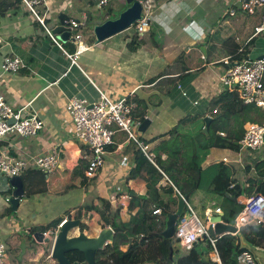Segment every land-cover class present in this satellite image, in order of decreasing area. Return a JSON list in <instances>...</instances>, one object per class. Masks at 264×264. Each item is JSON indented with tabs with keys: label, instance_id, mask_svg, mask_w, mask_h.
Returning a JSON list of instances; mask_svg holds the SVG:
<instances>
[{
	"label": "crops",
	"instance_id": "obj_1",
	"mask_svg": "<svg viewBox=\"0 0 264 264\" xmlns=\"http://www.w3.org/2000/svg\"><path fill=\"white\" fill-rule=\"evenodd\" d=\"M0 3L3 8L9 6L0 14V66L7 55L19 57L25 66L17 73L0 72V94L13 111L20 110L22 116L36 115L44 125L36 136L12 135L0 147L1 151L29 163L21 174L25 190L16 211L9 204L13 191L11 178L0 173V238L3 243L10 238L16 246L15 260L6 258L4 264H51L50 248L43 251L44 246L34 241L32 233H47L50 237V231L45 230L48 223L59 217L74 219L79 207L91 202L96 205L97 197L110 200L113 207L116 204L112 197L119 193L157 196L165 209H174L175 200L178 203L174 186L169 185L158 170L160 175H157L148 160L142 164L140 175L129 179L141 151L127 141L125 133L115 128L112 145L115 148L107 152L97 176L87 180L83 176L84 150L74 134V123L67 111L68 99L75 97L91 103L102 92L117 102L131 95L136 115L148 117L151 122L137 137L149 146L154 160L160 157L162 161L167 159L163 149L170 136L166 134L178 124L180 138L184 134L195 135L199 144L207 146L216 135L239 141L247 125L264 122V109L243 104L236 112H229L226 127L215 129L213 137L208 132L214 119L207 133L202 132L203 125L200 132L192 126L197 118L217 116L220 106L227 108V103L219 104L213 113L210 105L213 99L233 91L222 84V77L231 66L264 56V42L259 44V39L264 40V37L254 34L258 14L243 13L238 0H149V27L139 33L142 45L134 52L126 47L132 30L95 44L93 26L106 20L107 12L92 20L90 4L86 1L49 0L45 24L50 30L58 25L60 11L65 14L71 9L72 18L81 23L85 19L83 12L90 13L91 23L86 31H81L82 24L78 29L80 41L83 38L87 47L77 56L76 65L50 41L44 28L25 8L20 5L10 8L12 0H0ZM67 4L70 5L64 7ZM116 6L118 10H110V13L119 14L127 7L121 2ZM38 13L43 15V7H38ZM70 43L76 45L70 40L61 46L74 54L77 48L74 51ZM179 96L189 103L192 101L196 109L187 113L186 103ZM200 103L205 105L202 110L197 109ZM237 114L242 116L239 121L234 120ZM175 147L180 149L179 145ZM262 148L258 152L264 151ZM228 153L235 154L229 150L209 149L203 166L221 162L223 157L230 158L231 165L234 162ZM44 154L58 157V163L50 172L32 164L36 157ZM261 156L262 160L255 165L245 162L244 180H240L244 190L256 185L257 178H264V154ZM246 161L249 162L248 158ZM236 176L238 179L237 173ZM69 186L73 188H67ZM253 194L243 192L236 200L242 206L246 197ZM128 203L123 205V210L126 211ZM81 215V224H85L84 218L90 215L95 223L99 219L94 212L82 210ZM34 245L36 250L32 248ZM24 249L28 250L22 254ZM21 256H24L23 261H18ZM39 258L42 259L36 262Z\"/></svg>",
	"mask_w": 264,
	"mask_h": 264
},
{
	"label": "built area",
	"instance_id": "obj_2",
	"mask_svg": "<svg viewBox=\"0 0 264 264\" xmlns=\"http://www.w3.org/2000/svg\"><path fill=\"white\" fill-rule=\"evenodd\" d=\"M17 1L44 28L50 41L68 57L70 63L76 65L77 56L82 52L83 47V43L80 41L81 36L78 33L80 25L71 21L70 28L75 33L69 40L72 39L77 44V51L74 54H69L63 49L61 43L56 40L51 34V30L45 24L46 14L49 10V0ZM238 3L240 10L246 15L252 16L258 14L259 23L255 27L254 34L264 37V0H238ZM107 4L108 0H99L98 2L99 7H104ZM39 6L43 7V15L38 13ZM150 8L149 0H147L143 4L142 19L135 24L138 33L145 32L149 27ZM23 68H25L24 63L19 57L7 55L2 58L0 72L6 75L8 73H17ZM222 84L227 88H236L239 98L244 105H252L264 109V56L258 59L248 58L241 63L234 64L223 75ZM183 95L185 96L184 93ZM67 111L74 123L75 137L83 146L84 153L82 158L86 162L84 177L87 180L94 179L101 170L107 154L106 148L114 144L113 135L118 130L126 134L127 141L133 142L152 166L162 173L166 182L172 186V183L154 162L153 156L149 151V146L139 140L133 132V129L137 132L142 121L136 115V105L131 95L113 102L104 93L99 92L98 99L91 103L72 97L68 99ZM213 113H216V111H213ZM10 119H13L14 122H8ZM144 119L149 118L144 117ZM43 126L42 120L36 115L23 117L20 110L13 111L0 94V147L2 142L9 136L33 137L42 130ZM238 144L240 150L257 151L261 149L264 146V122L247 125ZM221 162L228 164L230 161L226 157H223ZM57 163L58 157L55 154L38 156L32 162V164L44 172H50ZM28 165V161L0 150V173L4 176L8 178L20 177ZM175 192L178 198L184 201V208L176 220L178 225L177 227L175 226L173 235L181 251L190 250L194 244L198 243L206 235L212 251L210 259L217 264H222L216 246L218 238L213 239L207 234L210 218L213 215L221 214V210L219 208L215 210L206 209L204 211L205 223H203L199 220L186 198L176 188ZM112 198L114 204H120L122 208L130 199L128 194H123L119 197L114 195ZM6 200L8 201V199ZM118 200L119 202H117ZM161 213V209L153 211V215L156 216H160ZM233 225L237 227L238 231L250 225L264 226V197L259 193L246 197L242 202V209ZM44 234L46 237H49L47 233ZM137 238L142 239L143 235ZM131 242L132 238L126 239L127 245ZM120 250L123 251L121 248ZM5 253L6 246L0 238V264H4L5 262ZM235 264L258 263L249 251L242 250L236 255Z\"/></svg>",
	"mask_w": 264,
	"mask_h": 264
},
{
	"label": "trees",
	"instance_id": "obj_3",
	"mask_svg": "<svg viewBox=\"0 0 264 264\" xmlns=\"http://www.w3.org/2000/svg\"><path fill=\"white\" fill-rule=\"evenodd\" d=\"M19 5L20 3L17 0H12L10 8ZM7 9H9V6L3 8L0 3L1 15ZM110 12V10L107 11L108 14L105 16L106 20L117 18L118 14ZM103 22L99 23L101 24ZM90 23L91 20L88 24H84L83 26L87 27ZM128 30H132V35H130V41L126 47L131 52H134L142 45L140 39V34L142 33H138L135 25ZM222 103H227V108L232 113L236 112L237 109L243 106L236 88L230 93L213 99L210 105L211 111L215 110V107ZM137 117L142 122L144 121L143 115ZM180 128V124H178L166 134L170 136L163 149L167 154V159L162 161L160 157H156L154 162L156 161L155 163L164 172L166 178L179 191V193L186 198L193 210L194 206L197 205L202 210V215H204V211L209 207H211L210 209L212 210L219 208L221 210V214H219L221 220L226 224L233 225L242 206L238 202H233L231 198L234 197L237 199V197L243 192L245 195L259 193L264 197V178H257L256 185H249L248 188L244 190V185H242L243 182L237 179L234 167H232L230 163L224 164L218 162L204 167L203 162L209 149L216 148L238 153L240 151L238 141L216 135L207 146H203L196 141L194 138L195 135L184 134L180 138ZM200 131L201 129H198V132ZM175 145H179L180 149H177ZM114 148V146H109L106 150L107 152L113 151ZM139 154L138 165L133 171H131L129 179L139 176L142 164L147 161L142 153ZM178 154L183 160L178 159ZM82 164L84 166V163ZM85 168L86 167H84V169ZM154 171L157 175H160L156 169ZM20 177L23 179L21 175ZM67 188L71 189L73 186ZM199 193H201L202 196H200ZM127 194L129 195V193ZM117 196H121V193L117 194ZM129 197V203L126 207L129 218L126 222L122 221L120 216L122 207L120 205L113 207L110 200L101 197L96 198V205L91 202L79 207L74 216V219L81 220L82 210H84L85 213L94 212L100 217V220L106 224L105 226H102V228L108 226L114 230L115 240L113 243V250L108 251L109 254L112 253L114 264H124L123 260H125L126 264H217L208 257L207 253L198 252L196 248L197 243L190 250L181 251V249L177 250L173 248L172 238L163 239L161 237V232L165 228L167 215L175 213L176 211V200L173 203L174 209H165L164 206L158 202L157 196L149 198L145 196L129 195ZM155 209H163L160 216L153 215ZM134 210H136V212L132 214ZM8 213H10V211ZM66 215L70 218L69 212H67ZM63 220L64 217H59L45 226V230L48 232L50 231V237L51 235L52 238L54 237L55 231ZM84 227L85 224H80L81 229ZM240 232L253 246L264 249V226L250 225L240 229ZM140 235H143L142 245L132 250L130 243L127 252H122L120 250L119 247L126 244L127 238L133 236H136L137 238ZM172 237L174 238V236ZM231 237L234 242L233 257L235 259L236 255L240 252L238 251L239 240L236 235ZM29 238L32 240L31 236H29ZM170 252H172L171 257ZM219 255L222 264H228L226 263L228 257L223 258V253L220 254V252ZM204 257L206 258L205 260H203ZM75 260L77 259H73V261ZM80 260L83 261V264H86L81 256ZM233 264H235V262Z\"/></svg>",
	"mask_w": 264,
	"mask_h": 264
},
{
	"label": "water",
	"instance_id": "obj_4",
	"mask_svg": "<svg viewBox=\"0 0 264 264\" xmlns=\"http://www.w3.org/2000/svg\"><path fill=\"white\" fill-rule=\"evenodd\" d=\"M147 0H125V6H127L123 11H121L117 18L108 19L101 24H96L93 26V35L95 38V44L101 43L107 39H110L124 31H127L133 27L137 22L142 19L143 4ZM85 19L84 23H81L79 19L70 18L67 14L59 13L57 17L58 25L51 29V34L56 38L61 44H67L70 37L74 35V31L71 30V21H74L81 26L88 24L90 19V13L83 12ZM73 42V40L71 39ZM261 58V57H260ZM213 119L206 117L204 119L203 133H207L208 127ZM8 122L13 123L14 120L10 119ZM150 120L144 119L142 124L138 127V132L144 133L150 126ZM13 188L11 199H9V204L13 211H16L20 198L24 196V188L21 177H12L9 181ZM233 202H237L236 198L232 197ZM184 208V201L182 199L178 200L176 212L168 214L166 217L165 228L161 232V237L163 239H170L174 235L175 224L178 216L182 213ZM81 224L80 219H66L63 220L57 233L52 238L46 237L44 233L35 232L32 233V237L36 243L44 246L45 250L46 244L51 241L50 248V260L54 262L52 264H78L70 263L66 254L72 251H78L84 255L85 262L87 264H95L94 255L98 250H103L106 243L112 244L115 240V233L111 227H103L97 233L95 237H87L83 232L78 233L76 236H70V232L74 229H79ZM207 234L213 239H217L222 235H233L237 236L239 240L238 251L246 250L249 251L258 264H264V249L253 246L249 243L242 233L238 231L237 227L234 225H229L221 221L220 215H213L210 218V223L207 228ZM207 236L202 237V241H206ZM194 244L193 246H195ZM172 252H170V257ZM206 258L204 257L203 260Z\"/></svg>",
	"mask_w": 264,
	"mask_h": 264
},
{
	"label": "rangeland",
	"instance_id": "obj_5",
	"mask_svg": "<svg viewBox=\"0 0 264 264\" xmlns=\"http://www.w3.org/2000/svg\"><path fill=\"white\" fill-rule=\"evenodd\" d=\"M83 1H86L88 4H90V11L92 13V20H94L95 18H98V17H102L105 15V13L109 10L115 12V10L117 11L118 10V7L116 6L117 4H119V2H121V5H125V0H108V4L104 7H99L98 6V2L99 0H83ZM79 2V0H75V3ZM70 4H67L65 5L64 7L66 6H69ZM63 7V8H64ZM61 8V9H63ZM56 9L60 10L59 8L56 7ZM67 14L70 18H72V16L74 15V13L72 11H70L71 9H67ZM59 13H63L62 11H60ZM86 28L88 27H84V26H81V31L82 32H85L86 31ZM82 42L84 43L85 40H83L82 38ZM262 42H264L263 38H260L259 39V44ZM69 46H73L74 47V51H76V48H77V44L74 45L72 43L68 44ZM87 47V43L85 42V44L83 45L82 49L86 48ZM70 49V48H69ZM179 98L184 101L186 103V108H187V113L191 112V110H195L196 108L194 106H192V101L191 103H189L185 98H182L179 96ZM204 104L200 103L199 106L197 107V109L202 110V108H204ZM191 108V109H190ZM230 111H228L227 108H225L224 106H220V113L217 115V116H213L211 117L212 119H214V121L211 123V126L209 128V136L210 137H213L214 135V130L215 129H219V130H223L225 127H226V123H228V119H229V113ZM192 113H190L191 115ZM238 118L234 119L235 121L236 120H241V114H237L236 115ZM24 117V116H23ZM204 126V120L203 119H195L192 126L197 128V129H202L203 126ZM133 132L138 136V134L140 132H138V129H137V132L133 129ZM238 132V131H237ZM124 135V134H123ZM126 135V134H125ZM124 135V136H125ZM127 137V136H126ZM125 137V138H126ZM138 138V137H137ZM127 139V138H126ZM264 148H262L263 150ZM260 150V149H259ZM259 150L257 151H249V150H240L238 153H235V154H229L228 153V156L232 158V161L234 163H232V167H234L236 169V173L237 175H239V180H244V174H243V169L245 167V162L247 164H256V162H258L259 160H262V156L264 154V151L262 152H258ZM178 157V156H177ZM246 158H248L249 162L246 161ZM179 160H183L182 158H180V156L178 157ZM230 159V158H228ZM156 162V161H155ZM200 196L201 193H199ZM179 200V199H178ZM196 204V203H194ZM117 205H115L116 207ZM121 206V205H120ZM122 207V206H121ZM211 208V207H209ZM194 210H195V213L196 215L198 216L199 220L203 223H205V217L204 215H202V210L200 209L199 206L195 205L194 206ZM120 216L122 218L123 221H127L128 219V214L126 213L125 210H123V208L121 209L120 211ZM92 217L93 215H90L89 218L85 217L84 220L86 221L85 223V227L83 228V233L87 236H94L96 235L100 229H102V226H105L106 224L100 220V217L99 219L97 220L98 222H94L92 220ZM83 220V218H81V221ZM177 223H176V227H177ZM80 227V226H79ZM108 227V226H106ZM80 229H74L70 232V236H76L78 235V233H80L79 231ZM22 236V234L20 235ZM51 238H52V235H51ZM132 238V242H131V247H132V250L135 249L136 247L140 246L143 244V240L142 239H138L136 238V236H133L131 237ZM233 238L231 237V235H222L220 236L218 239H217V249L219 250L220 254L223 253V258H226V256L228 257V259L226 260V263L228 264H233L235 262V259L233 257V253H234V249H233ZM4 244L6 246H8L6 248V253H5V260L7 258L8 261H13L15 260V254H16V246L15 244L12 242V240L10 238L6 239L4 241ZM172 244H173V248L179 250L180 247L178 246V243L176 242V240L172 237ZM42 247V246H41ZM46 247L49 249L51 248V241L49 243L46 244ZM226 247V248H225ZM231 247V249H230ZM32 248L34 250H36V245L32 246ZM197 250L199 253H207L208 257L211 258L212 257V251H211V247L210 245L208 244V241H202V240H199V242L197 243V246H196ZM43 251H45V248L43 247L42 248ZM127 249V246H123V250ZM129 249V248H128ZM28 249H24L21 250L22 254L23 252L26 253ZM226 252L227 255H225L224 253ZM229 254H230V257H229ZM24 258V256H21V257H18V261H23L22 259ZM42 258H39V259H36V262L40 261ZM54 262L53 260H51V263ZM124 264H126L125 260H123ZM37 264V263H35ZM46 264H50V262H46Z\"/></svg>",
	"mask_w": 264,
	"mask_h": 264
},
{
	"label": "flooded vegetation",
	"instance_id": "obj_6",
	"mask_svg": "<svg viewBox=\"0 0 264 264\" xmlns=\"http://www.w3.org/2000/svg\"><path fill=\"white\" fill-rule=\"evenodd\" d=\"M79 229H80L79 230L80 232H83V229H81L80 227H79ZM96 235L90 236V237H95ZM87 237H89V236H87ZM113 243L112 244L106 243V245L104 246L103 250H98V251L95 252V255H94L95 264H114L113 263L114 260L112 258V253L109 254V252H108L109 250H111V251L113 250L112 249L113 248ZM125 245L127 246V249L123 250V246H125ZM123 246H120L119 248H121L123 250L122 252H127L128 248H129V245L124 244ZM80 256L85 261L84 255L82 253L78 252V251H72V252H69V253L66 254V257L68 258L70 263L83 264V261L80 260ZM73 259H77V260L73 261Z\"/></svg>",
	"mask_w": 264,
	"mask_h": 264
}]
</instances>
